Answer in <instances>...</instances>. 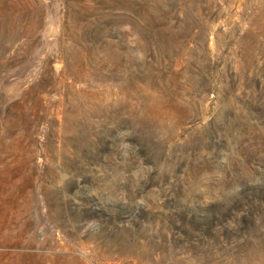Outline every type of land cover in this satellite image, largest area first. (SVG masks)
Returning <instances> with one entry per match:
<instances>
[{
    "label": "rangeland",
    "instance_id": "rangeland-1",
    "mask_svg": "<svg viewBox=\"0 0 264 264\" xmlns=\"http://www.w3.org/2000/svg\"><path fill=\"white\" fill-rule=\"evenodd\" d=\"M0 264H264V0H0Z\"/></svg>",
    "mask_w": 264,
    "mask_h": 264
}]
</instances>
